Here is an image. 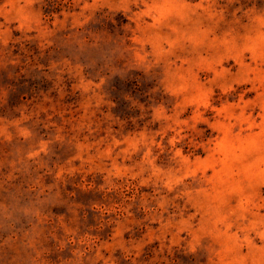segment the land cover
<instances>
[{
  "label": "rangeland",
  "instance_id": "rangeland-1",
  "mask_svg": "<svg viewBox=\"0 0 264 264\" xmlns=\"http://www.w3.org/2000/svg\"><path fill=\"white\" fill-rule=\"evenodd\" d=\"M0 264H264V0H0Z\"/></svg>",
  "mask_w": 264,
  "mask_h": 264
}]
</instances>
